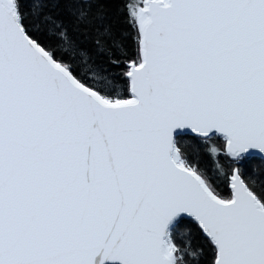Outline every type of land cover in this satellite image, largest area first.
Returning <instances> with one entry per match:
<instances>
[{"label":"snow or ice","instance_id":"snow-or-ice-1","mask_svg":"<svg viewBox=\"0 0 264 264\" xmlns=\"http://www.w3.org/2000/svg\"><path fill=\"white\" fill-rule=\"evenodd\" d=\"M0 264H264V0H0Z\"/></svg>","mask_w":264,"mask_h":264}]
</instances>
